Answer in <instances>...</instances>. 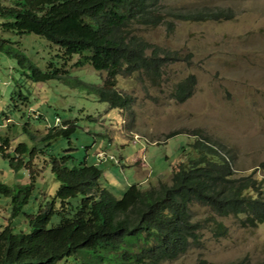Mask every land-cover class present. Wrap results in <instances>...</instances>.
<instances>
[{
    "label": "rangeland",
    "instance_id": "374dc122",
    "mask_svg": "<svg viewBox=\"0 0 264 264\" xmlns=\"http://www.w3.org/2000/svg\"><path fill=\"white\" fill-rule=\"evenodd\" d=\"M160 3L163 12L206 10L227 15L197 21L169 16L168 20L173 22L170 28L166 23L134 24V33L162 50L175 52L180 60L166 63L155 81L143 74L117 75V90L132 98L131 106L123 111L110 107L94 91V86L104 81L106 72L96 71L87 63L75 66L77 56L66 64L70 82H34L17 70L15 59L0 50V134L15 137L11 146L17 141L30 142L29 136L20 130L28 121V110L42 114L41 120L29 119L33 125L29 129L36 138L45 131L47 122L54 124L56 117L61 124L74 122L76 127L69 137L52 142L48 153H71V166L84 160L98 165L99 183L116 197L131 184L147 188L161 181L169 183L173 166L196 156L192 147L196 138L214 142L236 175L257 177L264 188V0ZM1 35L11 36L15 46H20L42 68L51 55L60 52L34 34ZM188 74L195 76V86L191 95L179 102L173 98L172 90ZM73 78L82 82L74 83ZM20 92L28 96L27 102L18 99ZM172 131L180 133L169 137ZM101 149L115 159L98 160L96 152ZM42 159L41 154L33 158V168L37 170L35 185L15 217H10V197L0 193V229L10 224L14 231H28L25 213H35L40 203L50 200L58 180L50 168L43 167ZM0 181L13 188L28 184V171L12 169L0 154ZM79 198L71 199L72 203ZM190 216L206 224L210 210L193 203ZM214 217L227 227L225 235L217 237L203 227L198 239L191 241L183 254L160 264H228L239 260L246 264L264 263V222L248 227L234 215ZM57 222L58 217L53 216L48 226ZM58 264L81 261L69 256Z\"/></svg>",
    "mask_w": 264,
    "mask_h": 264
},
{
    "label": "trees",
    "instance_id": "16d2710c",
    "mask_svg": "<svg viewBox=\"0 0 264 264\" xmlns=\"http://www.w3.org/2000/svg\"><path fill=\"white\" fill-rule=\"evenodd\" d=\"M160 1L7 0L4 3L0 0V50L15 59L17 70L34 82L51 79L70 82L66 64L77 56L75 66L87 63L96 71L106 72L104 81L94 86V91L110 107L123 111L131 106L132 98L117 90V75L143 74L155 81L166 63L180 60L175 52L162 50L134 33V24L166 23L170 28L173 22L168 20L169 16L197 21L227 15L206 10L163 12L159 9ZM2 32L34 34L60 52L51 55L42 68L20 46H15L11 36L4 37ZM73 81L82 82L78 78ZM194 86L195 76L186 75L174 85L173 98L179 102L186 100ZM18 99L25 103L28 96L20 92ZM31 118L41 120L42 114L28 110V121L20 130L29 136L30 142L37 143L17 141L11 146L15 137L0 134L1 156L12 169L25 168L29 175L28 184L15 188L0 181V193L10 197V217L22 211L34 188L35 156L43 155V167L50 168L58 186L50 200L40 203L35 213H25L28 231H14L10 224L0 229V264H58L69 256L79 259L81 264H160L183 254L191 241L198 239L203 227L217 237L225 235L227 227L214 216L234 215L248 227L264 222L261 180L236 175L214 142L196 138L192 143L196 156L186 162L178 161L169 183L161 181L147 188L131 184L116 197L99 183L98 165L84 160L71 166L69 162L74 159L71 153H48L52 142L69 137L76 127L74 122L58 125L47 122L45 131L36 138L29 129ZM177 133L180 131L168 135ZM98 152V160H112L108 155L98 156ZM77 196L79 200L72 203L71 199ZM193 203L209 208L206 224L192 220ZM53 216L58 217V222L48 226ZM228 264L246 263L239 260Z\"/></svg>",
    "mask_w": 264,
    "mask_h": 264
},
{
    "label": "clouds",
    "instance_id": "9594fccd",
    "mask_svg": "<svg viewBox=\"0 0 264 264\" xmlns=\"http://www.w3.org/2000/svg\"><path fill=\"white\" fill-rule=\"evenodd\" d=\"M36 113V112H35ZM8 121L10 120V119H7ZM58 125V124H61V121H60V119L58 118V117H56L55 118V120H54V124L53 125ZM97 155L98 156H104V155H108L110 158H114L113 156H110L106 151H104V150H100L98 153H97ZM115 159V158H114Z\"/></svg>",
    "mask_w": 264,
    "mask_h": 264
}]
</instances>
